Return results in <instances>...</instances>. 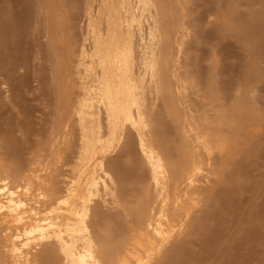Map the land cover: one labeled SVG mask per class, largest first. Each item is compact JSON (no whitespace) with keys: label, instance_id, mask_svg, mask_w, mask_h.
Wrapping results in <instances>:
<instances>
[{"label":"rangeland","instance_id":"1","mask_svg":"<svg viewBox=\"0 0 264 264\" xmlns=\"http://www.w3.org/2000/svg\"><path fill=\"white\" fill-rule=\"evenodd\" d=\"M0 23V193L25 206L0 211V264L59 238L58 264H113L147 200L172 217L140 264H264V0H0ZM122 87L142 106L111 115ZM46 220L60 234L28 236Z\"/></svg>","mask_w":264,"mask_h":264},{"label":"bare ground","instance_id":"2","mask_svg":"<svg viewBox=\"0 0 264 264\" xmlns=\"http://www.w3.org/2000/svg\"><path fill=\"white\" fill-rule=\"evenodd\" d=\"M21 1V0H20ZM30 4V3H29ZM120 4V3H119ZM120 5H122V4H120ZM159 5V4H158ZM118 6V5H117ZM157 6V5H156ZM160 8V7H159ZM158 9V8H157ZM28 10V11H27ZM116 10H118V9H116ZM123 10V9H122ZM159 10V9H158ZM26 13H27V15H28V13H30V9L28 8H26ZM107 11V10H106ZM121 11V10H120ZM119 13V12H118ZM158 13V12H157ZM104 14V13H103ZM21 15V14H20ZM24 16H26V14L24 13L23 14ZM119 15V14H118ZM14 16V15H13ZM102 16V15H101ZM117 16V15H116ZM158 16V15H157ZM20 17H22V16H20ZM105 17V16H104ZM108 17V16H107ZM121 17V16H120ZM9 18V17H8ZM12 18V17H11ZM19 18V17H18ZM13 19V18H12ZM10 22L11 20H7V21H3V22H1V23H3L4 25L6 24V22ZM20 20L18 19V22H19ZM114 21V20H113ZM11 22H13V21H11ZM10 22V23H11ZM17 22V23H18ZM22 22V21H21ZM103 22V21H102ZM1 23H0V25H1ZM13 24V23H12ZM11 24V25H12ZM20 24V23H19ZM103 24H104V22H103ZM16 25V24H15ZM105 25V24H104ZM3 25H1V28L3 29V27H5V26H3ZM7 26H9V24H7ZM6 26V28H8ZM13 26V25H12ZM104 27V26H103ZM1 28H0V35L2 36H0V40L1 39H5V38H3V37H6V34L5 33H9V31L7 32V30L10 28H8L7 30H5L6 32L4 33V34H1V31H3L4 32V29L3 30H1ZM22 28V27H21ZM101 28V27H100ZM110 28V27H109ZM12 29V28H11ZM11 29H10V31H11ZM14 29V28H13ZM17 29V28H16ZM19 30H20V28H19ZM102 30L103 29H101V32H102ZM21 31V30H20ZM19 31V32H20ZM23 31V30H22ZM104 31V30H103ZM13 32V31H12ZM12 32H10V34L9 35H11L12 34ZM106 32V31H105ZM17 33V32H16ZM13 34H14V32H13ZM12 34V35H13ZM19 34V33H18ZM9 35H7V37L9 36ZM23 35V34H22ZM102 35V34H101ZM111 35V34H110ZM163 35V34H162ZM169 35V34H168ZM104 35H102L101 37H103ZM16 37V36H15ZM21 37V36H20ZM114 37H116V36H114ZM106 38V37H105ZM117 38V37H116ZM7 39V38H6ZM136 39V38H135ZM14 40V39H13ZM4 41H6V40H4ZM3 41V42H4ZM109 41V40H108ZM113 41V40H112ZM136 41V40H135ZM7 42H8V40H7ZM103 42V41H102ZM137 43V42H136ZM3 44H7L6 42L5 43H3ZM19 44V43H18ZM111 44V43H110ZM115 44V43H114ZM22 45H24V44H22ZM116 45V44H115ZM20 46H21V44H20ZM119 46V45H118ZM138 46V45H137ZM138 49V48H137ZM29 50V49H28ZM97 50V49H96ZM99 50V49H98ZM108 50H110V49H108ZM158 50V49H157ZM162 50V49H161ZM160 50V51H161ZM164 50V49H163ZM103 51V50H102ZM159 51V50H158ZM109 52V51H108ZM96 53V52H95ZM101 53V52H100ZM124 53V52H123ZM129 53V52H128ZM136 53H137V51H136ZM157 53V52H156ZM163 53V52H162ZM139 55V54H138ZM127 56H130V55H125V58L123 57V61L125 60V59H127L126 57ZM23 57V56H22ZM142 57V56H141ZM144 57V56H143ZM152 57V56H151ZM157 57V56H156ZM159 57H160V55H159ZM163 57V56H162ZM129 58V57H128ZM132 58V57H131ZM154 58V57H153ZM158 58V57H157ZM138 59V58H137ZM163 59H164V57H163ZM21 60H22V58H21ZM20 60V61H21ZM128 60V59H127ZM140 60V59H139ZM158 60V59H157ZM161 60V59H160ZM160 60H158V61H160ZM111 61V60H110ZM136 61V60H135ZM138 61V60H137ZM153 62V61H152ZM128 63V62H127ZM154 64H152V65H154V68L157 70V71H160L161 69H160V67L158 66V65H156L155 64V60H154V62H153ZM156 63H158L157 61H156ZM163 63V62H162ZM135 64V63H134ZM128 65V64H127ZM138 65V64H137ZM124 66V65H123ZM133 68V67H132ZM150 69V68H149ZM160 69V70H159ZM103 70V69H102ZM144 70V69H143ZM163 70V69H162ZM145 71H146V69H145ZM155 72V71H154ZM166 72V71H165ZM105 73H106V71H105ZM132 73V72H131ZM136 73H137V71H136ZM166 74H167V72H166ZM14 75V74H13ZM105 76H106V74H105ZM145 77V76H144ZM150 77V76H149ZM107 78V77H106ZM159 78V77H158ZM157 78V79H158ZM11 79V78H10ZM147 79V78H146ZM151 79V78H150ZM139 80V79H138ZM148 80V79H147ZM166 80V79H165ZM112 81V80H111ZM110 81V82H111ZM143 81V80H142ZM150 81V80H149ZM157 81V80H156ZM128 82V81H127ZM144 82V81H143ZM126 83V82H125ZM135 83V82H134ZM133 83V84H134ZM124 84V83H123ZM129 84V83H128ZM153 84V83H152ZM148 85V84H147ZM173 85V84H172ZM139 86V85H138ZM145 86V85H144ZM120 87V86H119ZM123 87H125V86H123ZM123 87H122V89H123ZM137 87V86H136ZM141 87H142V85H141ZM19 88V87H18ZM117 88V87H116ZM126 88H131V87H128V85H127V87ZM146 88V87H145ZM151 88V87H150ZM157 88V87H156ZM17 89V88H16ZM125 89V88H124ZM123 89V90H124ZM108 90V89H107ZM132 90V89H131ZM131 90H124V91H120L118 94V96H117V98L113 101V103H114V108L112 107L111 109H113L112 111H111V115H119V110H121V109H119V108H117V107H119V106H122V105H125L126 103H128L129 104V106L128 107H134L135 108V110L136 109H138V110H140L139 108L142 106V104H140L141 102L140 101H138L137 99H136V96L134 97V95H133V93L131 92ZM137 90V89H136ZM150 90V89H149ZM148 91V90H147ZM137 92V91H136ZM138 93V92H137ZM144 93V92H143ZM160 93V92H159ZM167 94V93H166ZM110 95V94H109ZM113 95H114V93H113ZM116 96V95H115ZM143 96V95H142ZM167 96V95H166ZM112 97V96H111ZM138 97V96H137ZM113 100V99H112ZM164 100H166V99H164ZM1 101V100H0ZM2 102V101H1ZM0 102V103H1ZM110 103H112V102H110ZM109 103V104H110ZM112 103V104H113ZM147 103V102H146ZM2 104V103H1ZM148 104V103H147ZM127 105V104H126ZM145 105V104H144ZM149 106V105H148ZM169 106V105H168ZM145 107V106H144ZM163 107V106H162ZM171 107V106H170ZM110 109V110H111ZM129 109H131V108H129ZM145 109V108H144ZM159 109V108H158ZM126 110V109H125ZM135 110H134V112H135ZM149 110V109H148ZM170 109H166V111H169ZM127 111V110H126ZM145 111V110H144ZM172 111H173V109H172ZM136 112H137V110H136ZM139 112V111H138ZM151 112V111H150ZM176 112V111H175ZM129 113V112H128ZM147 113V112H146ZM145 113V114H146ZM153 113V112H152ZM155 113V112H154ZM160 113V112H159ZM172 113V112H171ZM132 114H133V112H132ZM134 114H136V113H134ZM141 114V113H140ZM166 114V113H165ZM160 115V114H159ZM158 114L155 116V115H153V117L152 116H150V118H153L154 119V117L156 118L157 116H159ZM164 115V114H163ZM120 116V115H119ZM137 116V115H136ZM141 116V115H140ZM147 116H148V114H147ZM160 116H162V114L160 115ZM173 116V115H172ZM112 117H114V116H112ZM116 117V116H115ZM163 117V116H162ZM165 117V116H164ZM115 119V118H114ZM137 119V118H136ZM140 119V118H139ZM146 119V118H145ZM157 119V118H156ZM155 119V121H158V120H156ZM164 119V118H163ZM142 120V119H141ZM162 122H163V120L162 119H160ZM146 121H147V119H146ZM154 121V122H155ZM138 122V121H137ZM143 122V121H142ZM162 122L160 123L161 124V128H162ZM159 123V122H158ZM157 123V124H158ZM163 123H165V122H163ZM151 124V123H150ZM159 125V124H158ZM153 126V125H152ZM167 125H165V127H166ZM165 127H163V132L165 131ZM154 128L157 130V128H156V126H154ZM154 128L152 129L153 131V133L152 134H156V132H155V130H154ZM149 129V128H148ZM167 129V128H166ZM159 131V130H158ZM168 133V132H167ZM126 134V133H125ZM128 136V135H127ZM155 136V135H154ZM154 136H153V138H154ZM166 136V135H165ZM163 137H164V134H163ZM165 138V137H164ZM164 138L163 139H161L162 141L164 140ZM126 139V138H125ZM132 140H133V138H132ZM161 140H158L160 143H162L161 142ZM167 140H168V138H167ZM183 140V139H182ZM157 142V141H156ZM159 142H157L158 144H159ZM164 142H166V140L164 141ZM132 144V143H131ZM157 147H159V146H157ZM163 147V146H162ZM183 147V146H182ZM169 148V147H168ZM163 149V148H162ZM161 149V150H162ZM171 149V148H170ZM169 149V150H170ZM176 150H177V148H176ZM184 151V150H183ZM187 153V152H186ZM185 153V154H186ZM183 154V153H182ZM166 155H168V153H167V151L166 150H162V157H165ZM170 155H171V153H170ZM170 155L168 156V157H170ZM181 156V155H180ZM83 157V156H82ZM182 157V156H181ZM158 158V157H157ZM166 158H167V156H166ZM190 158V157H189ZM154 159V158H153ZM163 159H165V158H163ZM192 158H190V160H191ZM146 160H148V159H146ZM145 160V161H146ZM168 160V159H167ZM142 161V160H141ZM171 161V160H170ZM148 162V161H147ZM160 162V161H159ZM173 162V161H172ZM194 162V161H193ZM153 163H155V159H154V161H153ZM178 163V166H179V162H177ZM189 164H190V162H188ZM83 164V163H82ZM145 164V163H144ZM175 164V163H174ZM174 164H172V165H174ZM191 164H192V162H191ZM160 165V164H159ZM169 165L171 166V168H169ZM167 164V168H169L170 169V171H171V175L172 176H175V175H177V172H178V169H177V167H172V165L171 164ZM149 166V165H148ZM161 166V165H160ZM182 166V165H181ZM115 167V166H114ZM140 167L142 168V164L140 165ZM151 167L152 168H154L153 167V165H150L149 166V168L151 169ZM183 167H185V165L183 166ZM191 167V166H190ZM140 168V170L139 171H137L136 172V170H135V173H134V171L132 172V173H134V174H132V175H135V176H139L140 177V179L145 175L144 174V169H141ZM84 169V168H83ZM132 169V168H131ZM136 169V168H135ZM146 169V168H145ZM186 169V168H185ZM114 170H116L115 168H114ZM120 170V169H119ZM121 170H123V169H121ZM127 170V169H126ZM138 170V169H137ZM147 170V169H146ZM182 170H184V169H182ZM191 170H192V168H191ZM154 171V170H153ZM156 171H157V169H156ZM170 171L168 170V171H166L167 173L169 172L170 173ZM123 173H124V171H122ZM127 172V171H126ZM146 172V171H145ZM158 172V171H157ZM180 172V171H179ZM184 172V171H183ZM120 173V172H119ZM155 174H156V172H154ZM158 173H160V172H158ZM163 173V172H162ZM112 174V173H111ZM115 174V173H114ZM122 174V173H121ZM130 174V173H129ZM132 175H130V177L132 176ZM169 175V174H168ZM187 175V174H186ZM75 176V175H74ZM118 176V175H117ZM122 176V175H121ZM171 176V179H173V177ZM190 176V175H189ZM128 177H129V175H128ZM160 177V176H159ZM163 177V176H162ZM165 177V176H164ZM81 178V177H80ZM152 178H153V176H152ZM189 178V177H188ZM119 179V178H118ZM159 179V178H158ZM163 180V179H162ZM168 180H170V179H168ZM122 181V180H121ZM120 181V182H121ZM158 181V180H157ZM171 181H173V180H171ZM175 181V180H174ZM166 183H168V181L166 182ZM66 184V183H65ZM157 185H159V184H157ZM3 187V186H2ZM1 187V188H2ZM20 188V187H19ZM119 188H120V186H119ZM152 188V187H151ZM154 188H155V186H154ZM163 188V187H162ZM168 188V187H167ZM171 188V187H170ZM174 188V187H173ZM4 189V188H3ZM153 189V188H152ZM13 190V189H12ZM121 190V189H120ZM160 190V189H159ZM162 190V189H161ZM170 190V189H169ZM168 190V191H169ZM236 190H237V188H236ZM11 190H7V193L8 192H10ZM147 191V190H146ZM150 191V190H149ZM149 191H147V194L145 195V193H142V194H144V197H146V196H148L149 195V193H151V192H149ZM174 192L176 191V190H173ZM225 191V190H224ZM228 191V190H227ZM50 192V191H49ZM124 192V191H123ZM170 192V191H169ZM177 192V191H176ZM231 192V191H230ZM3 193H5L6 194V191L5 192H3ZM120 193V192H119ZM159 193V192H158ZM218 193V192H217ZM1 194V193H0ZM5 194H1V196H0V211H3V212H6L5 214H9V215H12V216H15L17 213V211H18V209H19V207H20V205L22 206V204H20V201L18 200V199H15V198H11L10 196H7V195H5ZM126 194V193H125ZM173 194V192L171 193V195ZM5 195V197L7 196V197H9V198H11V199H7V197L5 198V197H2V196H4ZM8 195H9V193H8ZM13 195V194H12ZM58 195V194H57ZM119 195V194H118ZM160 195V194H159ZM126 196V195H125ZM215 196V195H214ZM14 197H15V195H14ZM52 197V196H51ZM139 197H140V194H139ZM143 197V196H142ZM143 197V198H144ZM160 197H161V195H160ZM163 197H165V196H163ZM172 196H170V198H171ZM223 197V196H222ZM143 198H140V199H142L143 200ZM177 198V197H176ZM19 199H21L20 197H19ZM55 199V198H54ZM151 199V198H150ZM157 199H159L158 198V195H157ZM157 199H155V201L157 200ZM165 199V198H164ZM60 200V199H59ZM64 200V199H63ZM146 200V199H145ZM144 200V201H145ZM167 200V199H166ZM214 200V199H213ZM220 200V199H219ZM21 201H22V199H21ZM226 201V200H225ZM228 201V200H227ZM23 202L25 203V201H24V199H23ZM136 202V201H135ZM139 202V201H138ZM140 202H141V200H140ZM150 200H147V202L145 203V205L144 206H142L144 203H143V201H142V204H141V206L142 207H140V209H139V211L137 212L138 213V219H139V221L137 222V225H135L136 226V229L134 230V228H133V232L132 233H130V230H128V233H129V237L127 238V240H126V242L124 241V239H123V241L125 242V246H123L122 244H121V241H122V239H121V241L119 240V239H117V241H120V242H118L115 246L114 245H112V247L114 248H116L117 249V245L118 246H120V244H121V246H123L122 248H118V250H117V252H116V255L115 256H113L114 255V253H112L111 251L109 252V253H112L111 255H108V256H113L114 257V259H113V257H111L112 259H113V261L115 260V257L117 258L116 259V262H114L113 264H129L128 263V256L129 257H131L130 255H133L132 256V258H134L136 261H137V263L139 262V264L141 263V259H142V257L143 256H139L140 254H142V253H146L147 255L148 254H151L152 253V251H154L153 249L155 248V245H156V243H157V241H158V239L160 240V239H162L163 241H164V236H162V233H163V235L165 234L164 232H167V229H168V225H169V219H170V217H172V214H171V212L170 211H168V210H162L161 208H159L160 206H157V204L155 205V203H157V202H151ZM159 202V201H158ZM163 202V201H162ZM213 202H216V200L215 201H213ZM213 202H212V204H213ZM217 202H218V200H217ZM224 202V201H223ZM53 203H56L55 201L53 202ZM160 203V202H159ZM168 204H169V201L167 202ZM207 203V202H206ZM166 204V203H165ZM217 204V203H216ZM215 203H214V205H216ZM52 205V204H51ZM55 205V204H54ZM161 205V204H160ZM24 206V205H23ZM22 206V207H23ZM53 206V205H52ZM216 206H219L218 204L216 205ZM25 207V206H24ZM137 206L135 205V208H136ZM144 207V208H143ZM216 208V207H215ZM99 209V208H98ZM121 209V208H120ZM145 209V210H144ZM173 208H171V210H172ZM174 209H176V208H174ZM217 209V208H216ZM220 209V208H219ZM123 210V209H122ZM22 211V210H21ZM20 211V212H21ZM32 211H33V209H32ZM96 211H97V209H96ZM23 212V211H22ZM94 212H95V210H94ZM93 212V213H94ZM209 212V211H208ZM218 212V211H217ZM163 213V215H164V217L166 218V220H162V218H161V221H159L158 222V217H160L161 216V214ZM207 213V212H206ZM219 213V212H218ZM1 214H3V213H1ZM0 214V215H1ZM5 214H3L4 216H5ZM26 214V213H25ZM37 214V213H36ZM39 214V213H38ZM98 214V213H97ZM118 214V213H117ZM209 214V213H208ZM18 215V214H17ZM21 215H23V213L21 214ZM92 216H93V214H91ZM95 215V214H94ZM205 215V214H204ZM211 216H212V214H210ZM38 216V215H37ZM36 216V217H37ZM127 216V215H126ZM209 216V215H208ZM217 216V215H216ZM18 217V216H17ZM98 217V216H97ZM188 217V216H187ZM218 217V216H217ZM24 218V217H23ZM33 218V217H32ZM26 219V218H25ZM24 219V220H25ZM172 219V218H171ZM33 220V219H32ZM45 220V219H44ZM44 220L42 219L41 221H43L44 222ZM89 220V219H88ZM94 220V219H93ZM33 221H35V220H33ZM33 221H31V222H33ZM36 221H39L38 220V218L36 219ZM35 221V222H36ZM84 221V220H83ZM95 221V220H94ZM13 222H15V221H13ZM26 222H28V221H26ZM90 222H92V220L90 221ZM113 222V221H112ZM111 222V223H112ZM118 223H119V221H117ZM204 222V221H203ZM20 223V222H19ZM30 223V222H29ZM28 223V224H29ZM211 223V222H210ZM24 224V223H23ZM26 224V223H25ZM59 224V223H58ZM114 224V223H113ZM34 225V224H33ZM69 225V224H68ZM162 225H163V227H162ZM174 225V224H173ZM182 225V224H181ZM94 226V225H93ZM130 226V225H129ZM155 226H158V227H155ZM19 227V226H18ZM28 227V226H27ZM115 227H118V226H115ZM128 227V226H127ZM170 227V226H169ZM171 227H173V226H171ZM207 227V226H206ZM23 228V227H22ZM109 228V227H108ZM126 228V227H125ZM17 229V228H16ZM28 229H29V227H28ZM114 229V228H113ZM129 229V228H128ZM171 229V228H170ZM181 229V228H180ZM23 230V229H22ZM69 230V229H68ZM68 230H66V231H68ZM110 230V229H109ZM108 229H107V231H109ZM132 230V229H131ZM169 230V229H168ZM173 230H176V229H174L173 228ZM172 230V231H173ZM182 230V229H181ZM61 231H62V229H61ZM71 231V230H70ZM115 231H116V229H115ZM114 231V232H115ZM117 231H118V229H117ZM116 231V232H117ZM121 231V230H120ZM178 231H180V230H178ZM209 231V230H208ZM112 232V231H111ZM119 232V231H118ZM169 232L170 231H168L167 233L169 234ZM175 232V231H174ZM182 232V231H181ZM22 233V232H21ZM21 233H20V235H21ZM29 234H28V236L30 235V234H35L36 233V236H37V238L38 239H40V240H47L51 235H58V234H60V230H59V227L55 224V223H53V221L52 222H47V220H46V222L45 223H35V225L33 226V228L28 232ZM93 233H94V231H93ZM110 233V232H109ZM122 233V232H121ZM123 233H125V232H123ZM127 233V234H128ZM166 233V234H167ZM24 234H26L25 232H24ZM92 234V233H91ZM113 233H111V235H112ZM127 234H125V236H127ZM109 235V234H108ZM111 235H110V237H111ZM117 235V234H116ZM118 235H119V233H118ZM14 236V235H13ZM19 236V235H18ZM27 236V237H28ZM113 236H114V234H113ZM121 236H123V235H120L119 237H121ZM165 236H167V235H165ZM174 236V235H173ZM17 237V236H16ZM24 237V236H23ZM34 237V236H33ZM115 237V236H114ZM36 238V237H35ZM35 238H33V239H35ZM36 238V239H37ZM65 238V237H64ZM97 238H98V236H97ZM125 238V237H124ZM30 239V238H29ZM94 239L95 238H93L92 237V240L94 241ZM25 240V239H24ZM23 240V241H24ZM26 240H27V238H26ZM61 238H59V241L57 240V245H54V246H52V249H57V250H59L58 249V246L61 244ZM65 240H67V239H65ZM91 240V239H90ZM97 240H99V239H97ZM107 240V239H106ZM105 240V241H106ZM10 241V240H9ZM36 241V240H35ZM64 241V240H63ZM105 241H104V243H105ZM161 241V240H160ZM159 241V242H160ZM166 241V240H165ZM164 241V242H165ZM12 242H13V240H12ZM11 241H10V243H12ZM17 242V241H16ZM20 241H18V243H19ZM44 242V241H43ZM70 245H67V247H72V248H70V249H73L75 246V244H74V242H69V241H67ZM66 242V243H67ZM82 242H84V241H82ZM89 242V241H88ZM88 242H86V245H88L89 243ZM92 242V241H91ZM99 242V241H98ZM97 242V243H98ZM164 242H162V243H164ZM21 243H23V242H21ZM25 243V242H24ZM55 243V244H56ZM88 243V244H87ZM99 243H102L101 241L99 242ZM107 243H109L108 242V240H107ZM165 243H167V242H165ZM59 244V245H58ZM74 244V245H73ZM12 244H10V246H11ZM18 245V244H17ZM20 245V244H19ZM62 245V244H61ZM65 245V244H64ZM78 245V244H77ZM77 245H76V247H77ZM83 245V244H82ZM80 246V245H78V247L80 246V247H83V248H80V249H84V245L83 246ZM85 245V246H86ZM13 246V245H12ZM55 246H57V247H55ZM66 246V245H65ZM64 246V247H65ZM74 246V247H73ZM91 246V245H90ZM96 246V245H95ZM22 247V246H21ZM27 248H29L28 246H26ZM61 247V246H60ZM63 247V246H62ZM63 247V248H64ZM75 247V248H76ZM77 247V249H79ZM87 247V246H86ZM85 247V248H86ZM20 249V248H19ZM26 249V248H25ZM52 249H51V246H50V250H49V248L47 249V251H46V254L47 253H49L50 254V252H51V254L49 255V254H47V255H43V258H42V264H58V261L59 262H61V260L60 259H58V261H56L55 260V254L56 253H58V254H60V253H62V251L60 250V252H56L55 250H53V251H55V252H52ZM62 249V248H61ZM92 249V248H91ZM116 249H113V250H116ZM11 250V249H10ZM99 250V249H98ZM185 251H186V249H184ZM188 250V249H187ZM15 251V250H14ZM24 251V250H23ZM30 251V250H29ZM50 251V252H49ZM76 251V250H75ZM83 251V250H82ZM89 251V250H88ZM182 251V250H181ZM13 252V251H12ZM26 252H27V250H26ZM81 252V251H80ZM94 252H95V250H94ZM178 252H179V250H178ZM184 251H182V253H183ZM190 252V251H189ZM23 253H25V252H23ZM30 253V252H29ZM55 253V254H54ZM77 253V252H76ZM84 252H82V254H83ZM102 253V252H101ZM100 253V254H101ZM140 253V254H139ZM26 254H28V253H26ZM43 254V253H42ZM53 254H54V256H53ZM74 254V253H73ZM145 254V255H146ZM154 253H152V255H153ZM188 254V252H186V255ZM18 255V254H17ZM21 255V254H20ZM80 255V254H79ZM50 256H53V258L52 257H50ZM57 256V255H56ZM64 256H67V254H65L64 253ZM77 256H78V253H77ZM11 257V256H10ZM16 257V256H15ZM24 257V256H23ZM27 257V256H26ZM61 257V256H60ZM82 257H84V254L82 255ZM109 257V258H110ZM141 257V258H140ZM176 257V256H175ZM192 257V256H191ZM18 258V257H17ZM31 258V257H30ZM29 258V259H30ZM64 258V257H63ZM66 258V257H65ZM68 258H69V260L70 259H72L73 258V256H72V251L70 250V253H68ZM76 258H79V257H76ZM75 258V259H76ZM86 258V257H85ZM96 258V257H95ZM98 258V257H97ZM20 259V258H19ZM40 259H41V257H40ZM62 259V258H61ZM11 260V259H10ZM21 260V259H20ZM72 260H74V259H72ZM72 260H70V261H72ZM76 260H78V259H76ZM81 260H83L84 261V259L82 258L81 259V257H80V261ZM17 261V260H16ZM25 261H26V259H25ZM25 261H23V262H25ZM62 261H64V260H62ZM136 261H134V262H136ZM169 261V260H168ZM182 261V260H181ZM180 261V262H181ZM184 261V260H183ZM19 262V261H18ZM21 262V261H20ZM19 262V263H20ZM22 262V263H23ZM30 262V261H29ZM28 262V263H29ZM32 262V261H31ZM34 262V261H33ZM65 262V261H64ZM63 262V263H64ZM84 262H86V260L84 261ZM83 262V263H84ZM173 262V261H172ZM178 262V261H177ZM28 263H25V264H28ZM38 263V262H37ZM67 263V262H66ZM69 263V262H68ZM82 262L80 263H78V264H83ZM92 263H94V262H90V264H92ZM111 263V262H110ZM109 263V264H110ZM142 263L144 264L145 263V260H143L142 261ZM169 263H171L170 261L168 262V264ZM182 263V262H181ZM41 264V263H40ZM60 264V263H59ZM71 264V263H70ZM75 264H77V263H75ZM85 264V263H84ZM87 264V263H86ZM95 264H97L96 262H95ZM171 264H175V261L173 262V263H171ZM179 264V263H178Z\"/></svg>","mask_w":264,"mask_h":264}]
</instances>
